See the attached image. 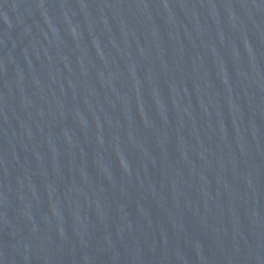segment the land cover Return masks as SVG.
<instances>
[{
    "label": "water",
    "instance_id": "95a60500",
    "mask_svg": "<svg viewBox=\"0 0 264 264\" xmlns=\"http://www.w3.org/2000/svg\"><path fill=\"white\" fill-rule=\"evenodd\" d=\"M0 264H264V0H0Z\"/></svg>",
    "mask_w": 264,
    "mask_h": 264
}]
</instances>
